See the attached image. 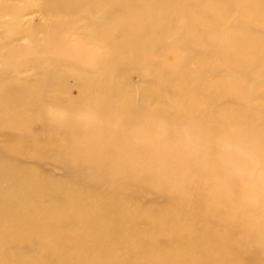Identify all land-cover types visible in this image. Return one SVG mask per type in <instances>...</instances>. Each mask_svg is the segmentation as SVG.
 <instances>
[{"label":"bare ground","instance_id":"6f19581e","mask_svg":"<svg viewBox=\"0 0 264 264\" xmlns=\"http://www.w3.org/2000/svg\"><path fill=\"white\" fill-rule=\"evenodd\" d=\"M19 1L24 0H0V264H82L88 247L85 218L93 228L95 264L145 261L139 251L124 259L118 249L102 251L98 242L108 223L119 232L148 229L139 242L159 253L158 264L176 258L187 264H264V227L255 224L264 213V175L236 174L255 163L264 173V119L245 102L254 77H264V0H35L42 13L55 18L44 27L42 40L22 22L28 6ZM248 17L260 30L252 29ZM90 18L101 24L88 31L101 43L99 54L85 42L70 45L61 35ZM142 23L160 27L157 58L142 45ZM201 29L218 39L201 51L208 58L204 67L186 71L162 59L171 44L166 34L189 40ZM116 41L128 46L123 57L101 56ZM231 41L238 56L229 62L221 46ZM98 61L102 71L95 76L86 65ZM142 66L149 87L136 91L130 75ZM27 69L36 72L34 78L20 76ZM55 74L66 81L55 85ZM69 76L76 80L73 87L67 85ZM150 98L157 101L152 110L145 103ZM237 100L245 107L237 114L256 141L240 162L237 153L227 152L234 165L223 166L225 154L212 138L228 126L224 119L209 121V113L219 103L231 106ZM15 136L26 138V146L13 147ZM201 144L206 150H199ZM21 156L58 158L66 182ZM214 175L226 186L208 195L199 182ZM147 191L166 196L165 204L151 205L150 217L135 221L142 209L139 197ZM173 208L180 214L170 216ZM158 218L161 229L154 231ZM80 228L81 235L75 233ZM246 228L255 243L251 256L234 244L238 230ZM62 230L73 233L79 257L53 254ZM163 235L168 236L164 245ZM148 237L161 246L152 247Z\"/></svg>","mask_w":264,"mask_h":264},{"label":"rangeland","instance_id":"374dc122","mask_svg":"<svg viewBox=\"0 0 264 264\" xmlns=\"http://www.w3.org/2000/svg\"><path fill=\"white\" fill-rule=\"evenodd\" d=\"M9 3L13 0H8ZM16 2V1H15ZM34 2L35 0H24L22 2H18L16 4L19 5H27L26 12L23 14L22 22L31 28L35 29V35L36 38H42L44 35V27L49 23L55 21V18L52 16H46L42 11H40V5H36ZM40 4V3H39ZM36 5V6H34ZM88 13L85 12V16ZM150 17V16H149ZM148 17V18H149ZM236 17L241 21L244 22L247 20V18L243 15L236 14ZM255 18H258L254 15ZM249 23H253V25L256 26V30H260L261 26L259 23L254 22L253 17H248ZM264 21V20H263ZM101 25L98 23L94 18H90L89 20L85 22L78 23L75 27L70 28L68 30H65L61 33L62 37L70 44H77L79 42H85V48L91 51L93 54H99V50L101 51V48L99 45L101 43L96 44L94 43V38L89 37L90 32H94L95 28L92 27V25ZM150 28H149V27ZM260 27V28H258ZM67 31V33H66ZM138 32H140L141 35V42L142 45L145 48H148L152 53L154 54V57L159 54V48L156 46L161 38L160 33V27H154L153 24H145L142 23L140 25V29H138ZM252 33L255 36H262L263 32L260 31H253ZM165 38L167 40V43L169 44V48L166 51L165 55L162 57L165 62H167L169 65H171L174 68L185 69L186 71H194L197 68L204 67L207 62L208 58L204 53H201L203 48L211 47L214 43L217 42V37L210 33L207 29H201L198 36L194 38H190L189 40H177V35L169 36V33L165 35ZM42 40V39H41ZM40 40V41H41ZM28 41H26L27 44ZM227 43L222 44L221 49L226 54V59L231 62L234 61L238 56V50L236 47H234V44ZM107 45V44H105ZM125 43L121 41H116L114 45L110 47L108 45V48L104 50L103 54L101 55L105 58L107 57H113L117 59H121L125 53V51L128 49V46ZM41 47L40 45L38 46ZM120 47V49H119ZM125 49V50H124ZM152 54V55H153ZM38 56H42L41 51H38ZM31 55L25 56L20 58V60H28ZM153 57V56H152ZM87 68H89V72L94 74L95 76H99L102 71V64L98 61L97 64L95 63H89L86 65ZM25 73H21L20 76L25 77L29 76L30 78H34L36 72L33 71V69H27L24 71ZM145 76V70H143V66L141 67L140 71H135L130 75V81L131 85L136 91H141L142 89H147L149 87V84L146 83V80H149ZM239 74L235 77V80L238 81ZM52 82L55 85H58L59 82L66 81L65 76L58 74V76L55 74L51 77ZM237 78V79H236ZM240 83V81L238 82ZM76 84V80L74 77L69 76L67 79V85L74 86ZM251 88L247 92L246 100L245 102H248L252 107H254V115L257 117L259 121L261 119H264V111L262 110V106L264 108V77L256 76L253 79L252 84H250ZM251 90L253 93L251 94ZM72 94L76 95L78 93L77 88L72 89ZM145 103L149 110H152L155 108L157 101L154 98H150L145 100ZM230 111V113L227 112ZM245 110V107L242 106V103L237 100V103H232L231 106L229 105H222L219 103V107H217L215 110H212L209 113V121H219V120H225L226 125L228 128H225L226 132L217 133L215 135H218L217 137H213V134H207V133H200L204 137V135H209L208 138H212V144H215L221 153L225 154L223 157V162L221 163L223 166H228L229 164H233V161L230 156H227V152L229 153H237V160L239 161V156L241 153H248L250 150L254 148L256 138L251 137L250 132L248 131V128L244 124L243 116L237 114V113H243ZM199 124V123H198ZM264 125V124H263ZM197 127L194 126L193 128ZM191 133L187 129H185L184 133ZM196 135V134H194ZM28 140L24 138L23 136H15L11 144L13 147L20 149L26 146ZM235 142V144H233ZM206 150V146L201 144L199 146V150ZM54 156H50L47 159L42 160H36L33 157L25 156L20 157L26 164H34L36 167H38L41 171H46L50 173L51 175L55 176L56 178L62 180L63 182H66V178L63 176L65 173V170L61 166L60 160L58 158L53 159ZM240 162V161H239ZM231 164V165H232ZM202 165V164H201ZM234 165V164H233ZM241 173H247V174H254L255 178H261L264 173L261 169L260 165H257L256 163L252 167L244 168L241 170V168H237L236 174L239 175ZM200 188L202 190H205V192L210 195L213 194L217 190H222L226 186V181L220 176V175H214L211 178H205L201 182H199ZM222 185V186H220ZM158 190V189H157ZM166 196L161 195V193H157L154 191H147L146 193L142 194L139 197V203L141 209V212H139V216L136 218H133L135 221L141 222L144 218V216H148V218L151 215L150 206L155 205L157 207H162L165 204ZM168 212L170 216H175L177 213L180 214V211L177 208H173L172 210L168 209ZM89 219L85 218V234H88V247L85 248V261H83L82 264H95L91 258L94 257L96 254L94 252L95 247H91L90 242L92 240V233L93 228L89 226ZM160 218L157 219L156 223L151 225V229L154 231H159L160 228ZM255 224H258L259 226L264 227V213L259 214L256 217ZM105 230H103L101 234V239H99L98 246L101 247L102 251H109L112 249H118L119 255L121 259H124L131 251H139L140 258L145 260L140 262L139 264H158L159 260V253L155 250H147L143 247V244L140 241L142 236L148 232V229L146 228H138L135 230L127 229L124 232H119L116 229H114L112 223L106 224ZM158 230H157V229ZM240 233L236 237L234 244L236 247L240 250H244L247 256L252 255V251L255 247V243L251 240L252 238H249L247 234V228L244 230H238ZM75 233H79V235L83 234V228H80L75 231ZM169 232H166L168 234ZM49 238V237H48ZM152 238V237H148ZM152 240V247L161 246L156 243V240L154 238ZM168 241V236L163 235L160 237L159 242L160 244L164 245ZM97 247V245H96ZM63 252H66L71 256V254H76V257H79L82 254V251L77 248V240L73 236V233H65V231H59L55 235V244H54V250L53 254L56 256H59ZM167 253H170L171 250L165 251ZM174 255H178L176 247L173 250ZM262 261H264V253L261 256ZM60 261V259H59ZM28 264H31L28 263ZM35 264H44L42 261ZM81 264V263H78ZM118 264H121L120 262ZM171 264H187L186 262L182 260H177V258L171 262Z\"/></svg>","mask_w":264,"mask_h":264}]
</instances>
